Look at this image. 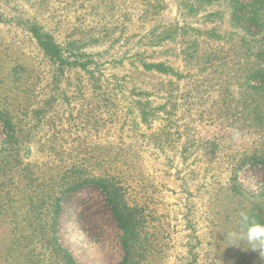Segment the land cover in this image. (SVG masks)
Listing matches in <instances>:
<instances>
[{"label": "rangeland", "instance_id": "374dc122", "mask_svg": "<svg viewBox=\"0 0 264 264\" xmlns=\"http://www.w3.org/2000/svg\"><path fill=\"white\" fill-rule=\"evenodd\" d=\"M253 226L264 0H0V264H264Z\"/></svg>", "mask_w": 264, "mask_h": 264}, {"label": "clouds", "instance_id": "9594fccd", "mask_svg": "<svg viewBox=\"0 0 264 264\" xmlns=\"http://www.w3.org/2000/svg\"><path fill=\"white\" fill-rule=\"evenodd\" d=\"M245 238L250 245H253L252 249L264 251V226L248 227Z\"/></svg>", "mask_w": 264, "mask_h": 264}, {"label": "trees", "instance_id": "16d2710c", "mask_svg": "<svg viewBox=\"0 0 264 264\" xmlns=\"http://www.w3.org/2000/svg\"><path fill=\"white\" fill-rule=\"evenodd\" d=\"M111 210H112V213L115 216V218H117L118 217L117 216V211H116L117 209H116V207L114 205L112 206ZM70 261L73 262V264H76V262L73 259H71V257H70Z\"/></svg>", "mask_w": 264, "mask_h": 264}]
</instances>
